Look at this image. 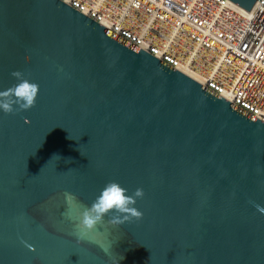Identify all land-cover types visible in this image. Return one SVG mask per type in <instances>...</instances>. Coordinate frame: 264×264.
<instances>
[{"label":"water","instance_id":"1","mask_svg":"<svg viewBox=\"0 0 264 264\" xmlns=\"http://www.w3.org/2000/svg\"><path fill=\"white\" fill-rule=\"evenodd\" d=\"M17 70L39 93L0 111V264H264V120L58 0H0V91ZM110 180L142 219L77 239L64 192Z\"/></svg>","mask_w":264,"mask_h":264},{"label":"built area","instance_id":"2","mask_svg":"<svg viewBox=\"0 0 264 264\" xmlns=\"http://www.w3.org/2000/svg\"><path fill=\"white\" fill-rule=\"evenodd\" d=\"M58 1L264 120V0Z\"/></svg>","mask_w":264,"mask_h":264},{"label":"clouds","instance_id":"3","mask_svg":"<svg viewBox=\"0 0 264 264\" xmlns=\"http://www.w3.org/2000/svg\"><path fill=\"white\" fill-rule=\"evenodd\" d=\"M11 75L15 78L16 83L0 91V111L4 114H11L17 111L29 110L35 106L39 84L30 80L22 71H13ZM128 189L123 187L118 181L110 180L101 189L90 206L78 202L77 196L69 191L64 192V200L68 206L66 212L74 204H78L79 216L74 219V234L77 239L82 238V233L98 231L105 223L118 225L132 219H142L143 212L135 205L137 198H142L144 191L137 188L128 195ZM259 211L264 212V207L256 205ZM108 216L109 219L105 220ZM73 219L71 215L68 217Z\"/></svg>","mask_w":264,"mask_h":264},{"label":"bare ground","instance_id":"4","mask_svg":"<svg viewBox=\"0 0 264 264\" xmlns=\"http://www.w3.org/2000/svg\"><path fill=\"white\" fill-rule=\"evenodd\" d=\"M86 8L88 9V12L90 13L92 8H90L89 6H84V7H83V11H85ZM76 11H77V10H76ZM96 17L99 18L98 15H96ZM196 73H197L198 77L201 78V72H200V71H197Z\"/></svg>","mask_w":264,"mask_h":264}]
</instances>
